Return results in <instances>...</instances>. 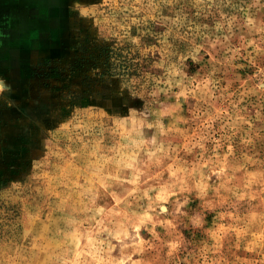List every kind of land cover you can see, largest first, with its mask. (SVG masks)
<instances>
[{
	"label": "rangeland",
	"instance_id": "obj_1",
	"mask_svg": "<svg viewBox=\"0 0 264 264\" xmlns=\"http://www.w3.org/2000/svg\"><path fill=\"white\" fill-rule=\"evenodd\" d=\"M0 264H264V0H0Z\"/></svg>",
	"mask_w": 264,
	"mask_h": 264
}]
</instances>
